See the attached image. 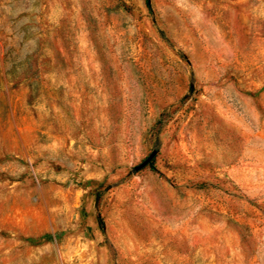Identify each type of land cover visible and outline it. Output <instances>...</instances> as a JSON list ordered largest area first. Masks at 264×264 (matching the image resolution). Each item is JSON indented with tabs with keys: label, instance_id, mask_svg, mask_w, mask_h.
I'll list each match as a JSON object with an SVG mask.
<instances>
[{
	"label": "rangeland",
	"instance_id": "rangeland-1",
	"mask_svg": "<svg viewBox=\"0 0 264 264\" xmlns=\"http://www.w3.org/2000/svg\"><path fill=\"white\" fill-rule=\"evenodd\" d=\"M0 264H264V0H0Z\"/></svg>",
	"mask_w": 264,
	"mask_h": 264
},
{
	"label": "water",
	"instance_id": "water-1",
	"mask_svg": "<svg viewBox=\"0 0 264 264\" xmlns=\"http://www.w3.org/2000/svg\"><path fill=\"white\" fill-rule=\"evenodd\" d=\"M155 153H152L144 162H142L140 165L136 166V169H141L143 168L144 166H146L150 161L151 159L154 157Z\"/></svg>",
	"mask_w": 264,
	"mask_h": 264
}]
</instances>
